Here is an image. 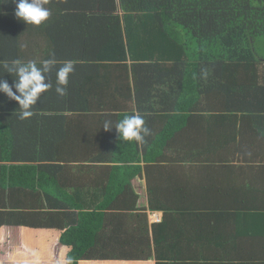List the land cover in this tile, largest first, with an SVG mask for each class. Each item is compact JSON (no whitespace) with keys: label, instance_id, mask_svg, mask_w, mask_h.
Segmentation results:
<instances>
[{"label":"crops","instance_id":"1","mask_svg":"<svg viewBox=\"0 0 264 264\" xmlns=\"http://www.w3.org/2000/svg\"><path fill=\"white\" fill-rule=\"evenodd\" d=\"M45 6L33 26L0 0V79L14 60L75 68L63 97L50 74L27 120L0 93V206L21 205L0 208V264H64L75 225L105 256L77 264H264V57L186 83L164 34L146 58L121 0ZM137 112L143 144L115 129Z\"/></svg>","mask_w":264,"mask_h":264},{"label":"trees","instance_id":"2","mask_svg":"<svg viewBox=\"0 0 264 264\" xmlns=\"http://www.w3.org/2000/svg\"><path fill=\"white\" fill-rule=\"evenodd\" d=\"M121 2L129 14L143 16L137 43L146 58L157 60L155 42L164 34V53H176L174 58L163 53L164 57L183 65L182 78L191 73L192 83L205 67L214 75L225 65L255 64L259 56L264 57V0H127V7L125 0ZM3 202L0 208L21 207L13 199ZM78 224L85 222L81 219ZM67 232L71 247L67 257H72L73 264L105 257L85 243L91 238L83 227L75 225ZM77 234L81 241H75Z\"/></svg>","mask_w":264,"mask_h":264},{"label":"clouds","instance_id":"3","mask_svg":"<svg viewBox=\"0 0 264 264\" xmlns=\"http://www.w3.org/2000/svg\"><path fill=\"white\" fill-rule=\"evenodd\" d=\"M13 2L16 4V18L27 25L41 26L51 16V11L45 6L47 0H13ZM56 65L55 59L45 60L39 66L35 61L20 60L3 64L6 72L14 76V80L10 85L7 80L0 79V93L19 105L20 120L30 119L34 114L33 108L42 95L52 89L49 76L53 71L56 76L57 95L63 97L67 94L69 77L75 71L74 64L72 61H65L60 67ZM112 128L111 121L104 122L105 131ZM115 129L121 140L137 144L146 143V137L151 135L143 115L138 112L124 116L116 124ZM64 264H73L72 257L69 256Z\"/></svg>","mask_w":264,"mask_h":264},{"label":"rangeland","instance_id":"4","mask_svg":"<svg viewBox=\"0 0 264 264\" xmlns=\"http://www.w3.org/2000/svg\"><path fill=\"white\" fill-rule=\"evenodd\" d=\"M81 240H82V236L80 234H77L75 241H81Z\"/></svg>","mask_w":264,"mask_h":264},{"label":"built area","instance_id":"5","mask_svg":"<svg viewBox=\"0 0 264 264\" xmlns=\"http://www.w3.org/2000/svg\"><path fill=\"white\" fill-rule=\"evenodd\" d=\"M152 217H153V219H154L155 221H158V219H157V216H156V215H152Z\"/></svg>","mask_w":264,"mask_h":264}]
</instances>
